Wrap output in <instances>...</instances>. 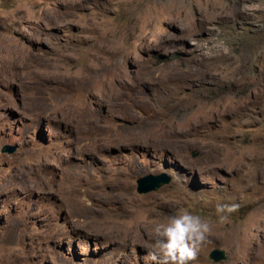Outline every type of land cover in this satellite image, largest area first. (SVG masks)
<instances>
[{"label": "rangeland", "instance_id": "374dc122", "mask_svg": "<svg viewBox=\"0 0 264 264\" xmlns=\"http://www.w3.org/2000/svg\"><path fill=\"white\" fill-rule=\"evenodd\" d=\"M181 208L264 264V0H0V264H151Z\"/></svg>", "mask_w": 264, "mask_h": 264}, {"label": "clouds", "instance_id": "9594fccd", "mask_svg": "<svg viewBox=\"0 0 264 264\" xmlns=\"http://www.w3.org/2000/svg\"><path fill=\"white\" fill-rule=\"evenodd\" d=\"M237 205L218 204L219 221L223 213L235 211ZM213 222L194 211L181 208L175 214L153 225L151 247L146 249L151 264H193L200 250L211 243Z\"/></svg>", "mask_w": 264, "mask_h": 264}, {"label": "water", "instance_id": "95a60500", "mask_svg": "<svg viewBox=\"0 0 264 264\" xmlns=\"http://www.w3.org/2000/svg\"><path fill=\"white\" fill-rule=\"evenodd\" d=\"M15 149V146L4 145L2 151L11 153ZM170 177L164 172L157 174H144L135 179V190L138 193H146L148 191L155 190L162 184L169 182ZM208 257L213 262H218L225 259V253L222 249L213 248L208 252Z\"/></svg>", "mask_w": 264, "mask_h": 264}, {"label": "bare ground", "instance_id": "6f19581e", "mask_svg": "<svg viewBox=\"0 0 264 264\" xmlns=\"http://www.w3.org/2000/svg\"><path fill=\"white\" fill-rule=\"evenodd\" d=\"M96 76H97V75H96ZM91 77H92V76H91ZM91 77H90V79H91ZM93 79H94V78H93ZM96 79H97V78H96ZM88 81H89V80H88ZM91 81H92V80H91ZM89 83H90V82H89ZM110 84H111V83H110ZM116 86H119V85H116ZM113 87H114V86H113ZM119 88H120V87H119ZM111 89H112V88H111ZM111 89H110V90H111ZM108 90H109V89H108ZM120 90H121V89H120ZM115 92H116V91H115ZM107 93H108V92H107ZM116 93H117V92H116ZM116 93H115V94H116ZM111 96H112V94H111ZM114 97H115V96H114ZM109 99H110V98H109ZM111 99H112V98H111ZM111 102H112V101H111Z\"/></svg>", "mask_w": 264, "mask_h": 264}]
</instances>
